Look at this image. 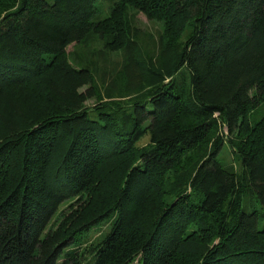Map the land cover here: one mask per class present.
<instances>
[{"label":"trees","instance_id":"16d2710c","mask_svg":"<svg viewBox=\"0 0 264 264\" xmlns=\"http://www.w3.org/2000/svg\"><path fill=\"white\" fill-rule=\"evenodd\" d=\"M98 2L0 0V264H264V0Z\"/></svg>","mask_w":264,"mask_h":264},{"label":"rangeland","instance_id":"374dc122","mask_svg":"<svg viewBox=\"0 0 264 264\" xmlns=\"http://www.w3.org/2000/svg\"><path fill=\"white\" fill-rule=\"evenodd\" d=\"M112 5V2L110 0H99L97 3V7L99 10V16L104 17L108 11V8ZM133 24L135 27L139 28L140 30L147 32L148 34H151L155 37H157L161 32V26L159 23L154 21L147 20L142 14H138L133 21ZM69 51L72 50V47L68 48ZM111 61L117 62L120 58L117 56L111 57ZM84 88L82 89V91ZM87 104H92V101H88ZM264 118V105L260 106L257 110H255L254 115L251 116L252 121H256L258 119ZM148 142V135H145V137L138 143L139 146H143ZM220 162L225 167L232 166L237 169L236 167V161L234 162L233 156L230 153V150L228 149L227 145L224 146L223 150L220 153L219 156ZM107 231V225H104L100 229H97L91 234V237L94 238L99 235L100 232ZM133 264H136L134 262Z\"/></svg>","mask_w":264,"mask_h":264}]
</instances>
